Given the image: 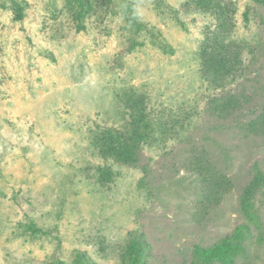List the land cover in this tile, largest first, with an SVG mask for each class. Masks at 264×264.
Returning <instances> with one entry per match:
<instances>
[{
  "label": "rangeland",
  "instance_id": "1",
  "mask_svg": "<svg viewBox=\"0 0 264 264\" xmlns=\"http://www.w3.org/2000/svg\"><path fill=\"white\" fill-rule=\"evenodd\" d=\"M23 1L17 22L0 0V264H73L79 251L119 264L139 233L150 264H190L195 246L211 247L242 224L253 234L236 264H264V188L254 200L259 226L241 208L256 168L264 171V130L250 126L264 105V3L227 0L234 37L246 45L245 74L218 93L195 62L210 17L186 12V0H114L81 32L66 13L69 0ZM128 2L160 29L158 46L147 34V46L130 50ZM170 7L182 22L162 12ZM131 86L149 92L153 114L179 133L136 166L112 165L115 176L103 180L106 163L86 129L121 124L120 92ZM232 95L242 107L219 114L223 101L214 99ZM196 163L230 178L218 203L205 202ZM32 222L44 233H32Z\"/></svg>",
  "mask_w": 264,
  "mask_h": 264
},
{
  "label": "trees",
  "instance_id": "2",
  "mask_svg": "<svg viewBox=\"0 0 264 264\" xmlns=\"http://www.w3.org/2000/svg\"><path fill=\"white\" fill-rule=\"evenodd\" d=\"M8 8L12 9L13 20L21 22L25 18L26 1L7 0ZM264 3V0H255ZM114 0H69L66 13L74 22L77 32L87 29V20L91 16L110 12ZM122 14L125 19V29L134 34L130 50L147 46L148 34L151 44L156 41H164L162 32L156 26L149 25L141 17L136 9V4H125ZM161 6V7H160ZM158 6L162 10L163 6ZM157 9V8H156ZM164 9V8H163ZM184 9L188 13H195L202 17H210V22L203 32L205 36L199 50L195 55L198 63V72L209 89L223 93L235 84L244 74V54L246 45L240 46V42L234 37V15L231 13L227 0H186ZM174 9L162 11L182 22ZM161 14V13H160ZM142 39V40H141ZM158 46V45H157ZM264 44L261 48L263 49ZM162 47L172 50V46ZM160 47V48H162ZM257 47V46H256ZM253 49L252 52H254ZM257 50H261L259 47ZM264 56V54H263ZM120 102L124 110L123 122L119 125L94 126L86 129V139L95 154L106 163L98 168L100 179L115 176L112 169L114 164L136 166L145 150L163 146L172 136L178 134L176 124L169 123L158 118L150 109V94L134 86L125 88L120 92ZM245 97V100H249ZM223 101L222 105H216L219 114H227L235 107H242V97L229 96L216 98L214 103ZM251 128L260 133L264 130V105L262 112L255 119ZM196 173L202 181L205 202L218 203L222 195L231 190L230 178L222 174L212 164L196 163ZM264 188V171L257 169L250 183L244 189L241 196V208L247 219L259 226V213L256 210L255 198ZM28 229L34 234H43L35 222L28 225ZM253 231L249 224H242L235 228L231 235L220 239L211 247L195 246L193 258L190 264H236L240 257L247 255L245 243L252 237ZM119 264H150V245L144 235L139 233L129 240L123 250L119 252ZM54 264H68L62 259H57ZM73 264H97L85 251H79Z\"/></svg>",
  "mask_w": 264,
  "mask_h": 264
}]
</instances>
